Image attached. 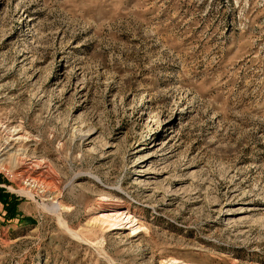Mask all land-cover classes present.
<instances>
[{"label": "rangeland", "instance_id": "1", "mask_svg": "<svg viewBox=\"0 0 264 264\" xmlns=\"http://www.w3.org/2000/svg\"><path fill=\"white\" fill-rule=\"evenodd\" d=\"M0 264H264V0H0Z\"/></svg>", "mask_w": 264, "mask_h": 264}]
</instances>
